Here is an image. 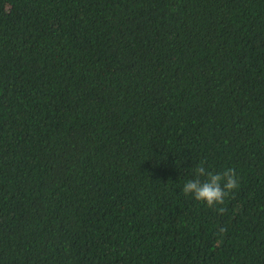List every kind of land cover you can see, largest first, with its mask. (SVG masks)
Here are the masks:
<instances>
[{
    "label": "trees",
    "instance_id": "1",
    "mask_svg": "<svg viewBox=\"0 0 264 264\" xmlns=\"http://www.w3.org/2000/svg\"><path fill=\"white\" fill-rule=\"evenodd\" d=\"M0 264H264V0H0Z\"/></svg>",
    "mask_w": 264,
    "mask_h": 264
},
{
    "label": "clouds",
    "instance_id": "2",
    "mask_svg": "<svg viewBox=\"0 0 264 264\" xmlns=\"http://www.w3.org/2000/svg\"><path fill=\"white\" fill-rule=\"evenodd\" d=\"M193 179L187 180L183 185L184 195L191 196L207 208L215 210L218 214L225 213L226 199L239 187V178L232 168L213 172L202 161L194 169ZM203 178V179H202Z\"/></svg>",
    "mask_w": 264,
    "mask_h": 264
}]
</instances>
